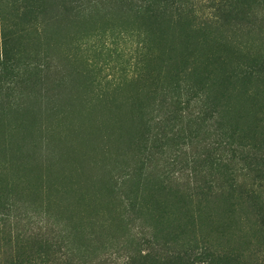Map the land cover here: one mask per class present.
<instances>
[{"label":"rangeland","instance_id":"obj_1","mask_svg":"<svg viewBox=\"0 0 264 264\" xmlns=\"http://www.w3.org/2000/svg\"><path fill=\"white\" fill-rule=\"evenodd\" d=\"M149 1L0 0V261L264 264V0ZM195 35L216 114L158 120Z\"/></svg>","mask_w":264,"mask_h":264},{"label":"trees","instance_id":"obj_2","mask_svg":"<svg viewBox=\"0 0 264 264\" xmlns=\"http://www.w3.org/2000/svg\"><path fill=\"white\" fill-rule=\"evenodd\" d=\"M137 9L142 7H149V0H134ZM149 11V8L148 10ZM206 24L208 21H205ZM158 41L165 39L164 35L156 36ZM190 38L200 43L205 39H210V35H205L203 39L199 35L194 37H187L184 41L183 48L179 50L180 54L174 56L176 47L169 43L165 50L162 52L165 65L169 66L167 71V82L160 83L158 88L163 87L161 92V111L160 119L171 120L176 114H185L186 116H193L195 118H202L210 120L216 114V98H210L207 82H202L203 77L210 76L209 65L211 58L208 51H202L201 48L193 47L189 42ZM205 38V39H204ZM187 44H186V43ZM160 43L158 42L157 45ZM4 59V60H3ZM4 56L0 58V75H5L8 67ZM47 71V69H45ZM249 70L246 67L239 68L237 71L238 76L242 78H251L255 75H263L264 69ZM45 72V71H44ZM254 74V75H253ZM234 75V77L236 76ZM237 76V77H238ZM239 78V77H238ZM165 80V78H164ZM250 80V79H249ZM247 82V81H243ZM230 157L227 158V164L235 162H245L250 159L248 153L239 152L235 149L229 151ZM237 157L235 158V156ZM12 262L0 261V264H50L49 258L45 252H37L34 255L25 254L21 259L11 260Z\"/></svg>","mask_w":264,"mask_h":264}]
</instances>
